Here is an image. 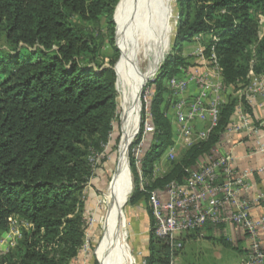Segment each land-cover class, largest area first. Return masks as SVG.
Listing matches in <instances>:
<instances>
[{"label": "trees", "instance_id": "obj_1", "mask_svg": "<svg viewBox=\"0 0 264 264\" xmlns=\"http://www.w3.org/2000/svg\"><path fill=\"white\" fill-rule=\"evenodd\" d=\"M121 1L0 0V35L6 45L0 49V237L9 231L11 220L24 224L21 238L1 255L0 264H77L80 259L89 228L84 190L105 161L101 158L95 166L91 158L104 155L118 113L114 68L120 53L114 40V13ZM175 4L176 49L148 85L156 132L142 160L146 179L173 145L163 102L165 83L186 66L176 55L181 45L209 33L216 40L205 44V56L214 49L227 85L247 86L251 74L264 77V35H260L264 0H175ZM103 18L113 55L108 67L95 69L91 64L100 57L102 32L94 38L84 26H99ZM235 107L236 100L227 102L209 136L186 150L146 191L140 189L130 158L135 191L129 203L143 201L149 209L147 264H173L178 253L168 239L154 234L149 192L162 194L173 182L183 184L186 170L214 161Z\"/></svg>", "mask_w": 264, "mask_h": 264}, {"label": "built area", "instance_id": "obj_2", "mask_svg": "<svg viewBox=\"0 0 264 264\" xmlns=\"http://www.w3.org/2000/svg\"><path fill=\"white\" fill-rule=\"evenodd\" d=\"M205 51L206 47H200L197 57L213 70V74L201 73L197 68L181 67L178 76L167 80L169 96L165 99L169 98V108L166 117L175 131L172 151L178 146L187 148L199 140H205L218 125L221 109L227 104L224 96L230 86L219 77L221 70L214 49L209 57L205 56ZM156 72L152 75L153 80H146L142 88V110L140 100L138 130L129 153L134 160L142 191L148 187L141 169L142 160L156 132L150 111L153 92L148 86L157 77ZM192 87L195 92L190 94ZM236 115L240 123L233 125L232 131L247 129L250 122L247 115L240 110H236ZM215 154L217 158L214 161L186 170L187 177L183 184L173 182L162 194L156 190L149 192L148 203L155 221L154 234L158 238L168 239L172 248L179 252L183 249V244L178 241L180 236L203 232L207 226L232 224L242 228L248 238L249 258L246 264H264V216H251L252 206L264 201V194L252 200L241 199L237 188L246 184L251 173L246 171L236 176L231 157L222 155L217 149ZM18 223L11 220L4 241L12 240L13 235H20ZM87 243L85 240L83 250ZM0 253L1 257L3 252ZM141 264H147L146 260H142Z\"/></svg>", "mask_w": 264, "mask_h": 264}, {"label": "rangeland", "instance_id": "obj_3", "mask_svg": "<svg viewBox=\"0 0 264 264\" xmlns=\"http://www.w3.org/2000/svg\"><path fill=\"white\" fill-rule=\"evenodd\" d=\"M126 0H122L119 5L116 6L115 13H114V22H115V14L116 17V29H117V43L115 40V46L119 50L120 58L117 64L115 65L114 69H117V83H118V113L113 119V132L111 134V140L107 145H104V155H101L99 158L97 156H93L91 158V162L96 166L100 163V159L104 158L105 161L101 164V167L97 169L96 175L91 179L90 183L84 190V196L86 201V218L89 222V228L86 234V240L88 241L87 247L83 250L80 259L78 260L77 264H99L95 257L96 249L99 247V244L102 240L103 230H102V214L104 212V201H105V193H107L108 189L112 184V180L115 173V168L117 165L118 157H119V147L122 141V133H123V112L125 108L126 98H125V90L123 87V78L121 77L120 69L121 63L124 65L125 69L134 74V81L142 82L147 72H150L151 66V54L138 52L137 48H132L129 56L125 58L124 62H122L124 58V54L122 53V12L124 8V4ZM175 4V0H174ZM178 7L175 4V28L171 35L170 44L168 50L163 55L162 60L160 61L157 69V72L161 68L166 56L172 53L175 48V37L178 25ZM85 31L88 34L93 35L94 38H97V32H102V41H100V57L91 64V66L95 69L99 67H108L109 66V59L112 57L113 52L112 48L109 43V37L107 34V24L106 20L103 18L101 24L99 26H94L93 24H87L84 26ZM116 33V32H115ZM203 43V42H201ZM118 45V46H117ZM203 46V45H201ZM199 45L197 42H192L190 44H183L181 47L176 51V55H179L185 60L184 65L187 67H195L197 64L195 63L198 59L197 52L199 50ZM206 47V46H205ZM6 45L4 42V38L0 35V49H5ZM123 54V57H122ZM138 54V55H137ZM134 55H137L136 57ZM138 63V64H137ZM185 66V67H186ZM156 71V70H155ZM156 72V73H157ZM155 73V72H154ZM153 73V74H154ZM152 74V75H153ZM151 75V76H152ZM156 75V74H155ZM153 80V76L148 78L147 81ZM147 84V83H146ZM167 88V82L165 83ZM141 97L142 88L140 89ZM139 92V93H140ZM169 96V92L167 89V93L165 95ZM140 96H139V106H138V114L136 118L135 129L132 133L131 141L133 140V136L137 130L138 122H139V111H140ZM235 100V99H231ZM163 108L165 113L168 111L169 108V98L164 100ZM141 110H142V100H141ZM141 113V112H140ZM172 138H175L174 134L175 131L172 132ZM202 141V140H201ZM199 141L195 142L193 145L199 143ZM172 147H169L161 159L154 165V171L152 174L151 179H147L148 186H151L150 183L153 182L155 179L165 175L171 169L172 163L179 160L184 152L191 147L181 148L180 146L176 147L172 151ZM216 150V149H215ZM172 151V152H171ZM130 153V148H129ZM129 162H130V155H129ZM131 171V170H130ZM130 173V172H129ZM131 179H132V188L131 194L129 195V199L127 204L124 207L126 221L125 224L127 225V246L130 252V256L132 258V264H141L142 260L145 259V247L147 246V241L149 237L150 231V221H149V209L148 204L143 201L136 205H131L130 200L133 196L135 191V184L133 180V175L131 171ZM109 187V188H108ZM27 228V226H25ZM19 233L20 235H13L11 236L12 240H7L0 237V248L1 252H7L8 249L13 248L16 246L18 240L21 238V233L24 228V224L18 223ZM9 233V231L7 232ZM4 236L7 238L6 233ZM9 239V238H8ZM225 242L221 239H216L213 241H206L202 239L197 244L195 243H188L183 247V250L180 254L184 253V257L177 260L178 264H246L249 258L248 254V246L247 244H239L234 241H229L224 237ZM4 242H7L4 244ZM4 244V245H3ZM1 254V253H0ZM176 263V264H177Z\"/></svg>", "mask_w": 264, "mask_h": 264}, {"label": "bare ground", "instance_id": "obj_4", "mask_svg": "<svg viewBox=\"0 0 264 264\" xmlns=\"http://www.w3.org/2000/svg\"><path fill=\"white\" fill-rule=\"evenodd\" d=\"M121 16L124 54L122 62L129 56L133 47L137 48V53L140 51L150 53L152 61L150 72L146 73L142 82L134 81V74L129 73L124 63H121L119 73L123 78L126 98L123 133L112 184L105 193L104 212L101 218L103 235L95 252L99 264H132L130 248L127 246L128 234L124 211L132 188L128 166L130 141L138 114L140 89L157 70L163 55L170 48V39L175 28L174 0H126Z\"/></svg>", "mask_w": 264, "mask_h": 264}, {"label": "crops", "instance_id": "obj_5", "mask_svg": "<svg viewBox=\"0 0 264 264\" xmlns=\"http://www.w3.org/2000/svg\"><path fill=\"white\" fill-rule=\"evenodd\" d=\"M262 23L263 27L260 32L261 37L264 35V19H262ZM210 38L211 35L209 33L199 34L195 37L193 42H197L198 45L203 48ZM195 63L197 66L189 68H197L201 73L213 74V70L202 62L200 58H198ZM219 77L222 79L221 75ZM243 86L242 84L238 85V88L230 86L229 92L224 96V101L226 103L232 98L235 99L236 107L230 119L229 126L216 149L222 155L231 157L232 167L236 176L242 175L246 171L251 173L246 179V184L242 187H238L237 191L241 199L252 200L264 194V77L251 74L248 77V85ZM192 92H195L194 87L191 88L190 94ZM243 100L246 101L249 109L245 107ZM236 110L242 111V113L249 118L250 122L247 129L232 131L233 125H238L240 123L239 116L236 115ZM251 216L253 218H261L264 216V201L252 206ZM7 234L8 233H6V235ZM221 237H225L229 241L237 242L239 244L238 247L241 246L240 244L243 245L245 243L249 249L248 238L244 230L232 224L220 226L218 229L209 231L208 233L207 230H204L200 233L192 232L185 234L180 236L178 240L185 248V245L188 243L197 244L202 239L214 242ZM1 238L6 239L4 235ZM5 243L7 245V242H4V244ZM1 247L2 246H0V248ZM181 251L175 256L173 264H176L177 260L184 257L185 252L180 254ZM181 263L185 264L184 262Z\"/></svg>", "mask_w": 264, "mask_h": 264}, {"label": "water", "instance_id": "obj_6", "mask_svg": "<svg viewBox=\"0 0 264 264\" xmlns=\"http://www.w3.org/2000/svg\"><path fill=\"white\" fill-rule=\"evenodd\" d=\"M116 23V22H115ZM115 40H116V43H117V29H116V33H115ZM118 46V45H117ZM120 50V49H119ZM115 70V72H116V74H117V76H118V73H117V69H114ZM117 85H118V83H117ZM137 130H138V128H137ZM134 137V136H133ZM131 144H132V142H131ZM130 144V145H131ZM128 166H129V172H130V182H131V187H132V179H131V169H130V162H128Z\"/></svg>", "mask_w": 264, "mask_h": 264}]
</instances>
